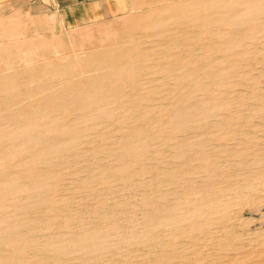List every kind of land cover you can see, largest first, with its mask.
Here are the masks:
<instances>
[{"label": "bare ground", "instance_id": "6f19581e", "mask_svg": "<svg viewBox=\"0 0 264 264\" xmlns=\"http://www.w3.org/2000/svg\"><path fill=\"white\" fill-rule=\"evenodd\" d=\"M218 1L157 0L156 8L137 16L136 22L124 24L129 25V28L125 26L121 30L103 33L101 45L82 56L63 54L59 39L8 46L0 43V264H89L96 260L99 251L108 254L102 256L101 264H121L127 255L138 250L143 239L147 240L148 253L157 246L165 249L171 242L163 239L165 234L182 239L177 243V249L191 247L195 249L194 255L205 248H212L215 253L234 250L233 242L237 233L230 229L227 215L235 208L236 194L232 192L235 186L230 183L221 184L222 179L218 180L220 167L210 169L207 162L200 167L202 172L209 173L204 177V180L207 178V183L203 185L201 179L198 186L194 185L192 177L188 175H194L195 172L190 173L175 164L181 159L182 163L196 160L199 154H203L198 145L194 144L195 140H191L193 143L189 141V130L194 123L214 117L216 119L213 121L218 122L230 119L224 113L221 118L213 114L218 106L220 109L228 108L224 102L211 106L199 100L198 96V99L190 101L195 112L191 109L192 114H187L184 105L187 96H175L173 87H185L189 80H195L191 77V65L194 59L203 61L206 51L204 45L198 46L191 42L184 44L182 37L189 34L188 39L193 40L192 42L198 40L205 44L208 38L214 36L210 30L211 23L241 22L244 25L250 21L264 20V3L231 0L226 4L231 5L227 9L228 16L220 17V11L211 12ZM188 28L192 30L189 31ZM145 44L148 46L145 47ZM162 75H171L174 84L171 87L168 80L169 84L166 86L171 89L167 87L163 90L164 95L156 97L154 94L159 87L156 83L162 79ZM218 80L214 78L212 83L218 86ZM144 92H152L153 95L146 96ZM230 93L229 90H224L227 97ZM163 101L168 103L158 106V102ZM174 104L177 108L172 110ZM162 115L167 118V129L176 138L167 146L172 149L169 151L171 158L166 160L169 166L151 167V164L149 168L147 162L152 161V156L139 152L131 143H120L119 140L147 139L150 135L148 129L135 122L141 120L145 124L149 120L157 121ZM104 122L113 127L110 134L120 132L118 139L103 148L104 153L117 160L127 156L130 160L138 161L139 165L135 170L132 168L133 171L128 172L118 165L107 166L103 163H99L97 172L89 170L91 165H87V160L97 152H82L85 148L80 152L78 147L91 143L87 140L90 135H101L99 128ZM209 124L216 126L217 123ZM216 145L214 144V148ZM85 157L87 160L81 163ZM83 171L86 172V182L95 180L97 186H102L101 192L96 190L95 198L110 189L126 205H130L132 198L138 197L136 190L143 185L137 183L146 173L150 174L152 181L157 179L175 184L184 191H179V187L176 190L167 187L169 190L162 192V195L171 196V203L168 201L157 204L145 195L139 206L146 207V210L139 211L141 218L135 220L128 217V214L123 219L116 217L114 213L120 209L116 208L118 211L114 212L116 209L114 210L115 204L112 202L106 210H93L95 207L91 209L92 205L87 201L86 206L81 204L84 208L79 211L75 207L77 203L67 196L73 188H78L77 173ZM132 173L135 175H132L131 181ZM146 184L145 188L147 185H154ZM201 185L204 190L208 187V192L211 193L206 190L198 191L196 188ZM184 193L187 196L182 198ZM109 194L111 193L107 195ZM96 201L97 205H105L100 198ZM252 202L255 200L251 204ZM86 214L91 218L88 223L85 222ZM234 215L231 217L235 218ZM232 219L230 218L231 221ZM120 221L135 225L140 223L144 228L143 233L137 229L131 233L121 231L125 225L121 226ZM123 248L125 250L120 251ZM177 256L180 259L185 257L181 254ZM235 256L228 253L227 257L234 260ZM238 256L239 254L237 258ZM172 258L174 256L162 252L155 261L166 264ZM147 261L155 262L150 256L144 262L148 263Z\"/></svg>", "mask_w": 264, "mask_h": 264}, {"label": "rangeland", "instance_id": "374dc122", "mask_svg": "<svg viewBox=\"0 0 264 264\" xmlns=\"http://www.w3.org/2000/svg\"><path fill=\"white\" fill-rule=\"evenodd\" d=\"M130 1H131L130 10L120 17H116V18L109 19L106 21L97 22V23L88 25L83 28L65 29V30L58 32V31L48 28L42 17H35L31 15V13H27L23 9H18L19 7H17L16 4L12 3L9 0H6L4 1V3L0 2V43H2L5 46H8L10 44H21V43L31 44V43H37L39 41L59 39L61 42V46L63 47L62 49L63 54H70V55H75V56H77L78 54L79 56H82L83 53L93 51L101 45V41L103 39V33L109 30L111 31H116L117 29L121 30L125 26L129 28V25H124V24L128 22L130 23L136 22L138 19L137 16L153 8H156L158 6V5L156 6L157 0H130ZM230 1L231 0H219L217 6H213V9L211 10V12L220 11L219 12L220 17L228 16L227 9L231 5H226V4L229 3ZM255 1L258 3L260 2L264 3V0H255ZM263 24H264V20L250 21L248 23H245L244 25L241 22H238L235 24L234 23L226 24V23H221L220 21L211 23L210 30L213 31L214 36L208 38L205 44H202V42L198 40H196L195 42H192L193 40L188 39L189 34L184 35L181 39L184 44H187L189 42L196 43L198 46L204 45L206 49L203 61H198L194 59L193 60L194 63L191 65L192 67L191 77L195 78V80L194 81L193 79L189 80V83L186 84L185 87H179L178 89H176L172 85L174 84V82L172 81L171 75L170 77H166L165 75H162L161 76L162 79H159L156 83L157 86L159 87L161 85L162 86L160 88L158 87L154 94L156 95V97L159 95H164L163 90L167 89V87L170 88L169 86H166V84H169L168 82L169 80L172 85L171 87H173V91L176 97L184 96V95L187 96V101L184 104L186 105L185 111L187 114H192L191 109L193 108L190 106L191 105L190 101L192 99L199 98V100H202V102H206L211 106H218L219 102H224L228 105V108L226 109H220L219 106L216 107V112L213 113L215 116L217 115L220 116V118L221 116L223 117L222 115L223 113L226 115H229L230 119L227 120L226 122L220 121L221 122L220 123L218 121H213L214 118L216 119V117L210 118L209 120L204 119L202 121H198L194 123L192 125L193 128L189 130V134L191 133L188 136L189 141L191 142V140L192 141L195 140L193 141V142H196L194 144L198 145L199 149L202 151L203 154H199L196 160H188L186 163L185 162L182 163V159H181V160H177L176 162H179V163H175V164L180 166L181 169H184V170L186 169L187 171H190V173L194 174L195 172L194 174L195 176L188 175L192 177L191 180L193 182L192 184L194 185L198 186L200 184L199 182L201 181V179L203 180L201 182H204L203 185L205 184V182L207 183L206 181L207 178L206 180H204L205 179L204 177L208 176L209 173L205 171L202 172V169L200 168L203 163L207 162L210 166V169L220 167L221 174L219 173L218 180L222 179L220 180L221 184L230 183L235 186V189L232 191L233 193L236 194V199L234 202L235 208L233 207L227 215L229 217L230 229L233 232L237 233L236 239L233 242V245H235L234 250L231 252L216 251L217 253L216 254L215 252H213L215 250H213L212 248L210 249L205 248L203 249V251L201 250L199 254L194 255L193 253L195 249L191 247L189 249L186 248L185 250L177 249V245L179 244L178 242H180L182 239L180 240V238H172V236L165 234V237L163 239L166 242L171 241L170 242L171 246L167 245L165 249H160L161 247L157 246L151 250V253H148L149 249H146L147 240L143 239L142 245L140 246L141 248L140 247L138 248L139 251L138 250L133 251L134 254L133 252H131L124 259V263L122 262L121 264H134V263L136 264V262L138 264H142L146 262V259L148 256H150L151 259L155 261L156 257H158L162 252H164L165 254L171 257L174 256V258L171 259V262H168L166 264H174V262H176V264H181L180 262H182V264H221V262H223L222 264H262L263 262L264 264V156H263L264 155V26ZM187 30L191 31L192 28H188ZM144 46L147 47L148 44H145ZM62 53L60 52V54ZM198 64L200 66H198ZM206 64L209 66H207ZM201 65H203V67ZM217 72L219 73L217 74ZM160 74H163V73H160ZM221 74L224 75V78ZM214 78L216 79V81L217 79H219L218 86L212 83V80ZM196 83H197V86H196ZM224 90H229L232 94L230 93V95L227 97V95L224 94ZM177 92H180V93H177ZM140 94H143V93L141 92ZM144 95L152 96L153 94L152 92H147V93L144 92ZM166 103L168 102L167 101H163L162 103L158 102V106H160L161 104H166ZM175 108H177V106L175 107V104H174L172 107V110H174ZM194 110L195 109H193V113L195 112ZM166 120H167L166 116L162 115V117L159 118L157 121L149 120V121H146L145 124L141 123L142 122L141 120L139 122L137 121L135 122L136 125L142 124L141 127L148 129V131L150 132L149 133L150 135H148V138L147 139H144V138L121 139L119 140V142L120 143H131L132 145H134L136 149L139 150V152H144L148 154L149 156H152L151 157L152 161L147 162V164H149V168L154 167V166H159L162 168L168 167L169 166L168 161H169V158H171L169 151H171L172 149L167 146L173 143L174 142L173 139L176 137L172 136V133L167 129L168 124ZM211 120L215 124L217 123L216 126H211L209 124V122L213 123L211 122ZM124 121L126 122V120ZM109 125L110 124H108V122H106V124L105 122L102 123V125L99 128V130H101L102 132L101 135L99 136L90 135L87 138L88 142H91L92 144L89 143L90 145L88 144V145H79V147L77 146L80 149L79 150L80 152L84 148L85 149L82 152H92V153L97 152L96 154L94 153L92 157L88 158V160H87V157L83 158L84 160L81 163L87 160V165L88 164L89 166L91 165L89 170H92L93 172L98 171L99 163L100 164L103 163L104 165H107V166H117L118 165L120 169L122 168L127 169L128 172L133 171V169L135 170L139 165L138 161L130 160L127 156L126 157L123 156L122 158L117 160L115 158H112L113 156L111 157V155L104 153L103 148H105V146L111 145V142L114 139H118V137L120 136V132L118 131H115L114 133L110 134L109 132L112 131L113 127L112 126L109 127ZM160 127L165 128V129H159ZM201 127L204 129V131H201L202 129ZM207 127H209L208 130L206 129ZM238 129L240 130V132ZM197 138L199 139V141H197L198 140ZM98 142H101V143H98ZM161 144L164 145L165 147H161L162 146ZM214 144H217L215 146L216 149L214 148ZM223 145H225V147ZM222 146L224 147V149ZM87 147H88V150H87ZM78 148H77V151H78ZM91 148L93 150H91ZM164 151H166L167 154L164 153ZM152 152H154V154ZM211 156H213L214 158L212 159ZM128 159H129V162H128ZM147 166L146 168H148ZM85 174L86 172L84 171L83 173H80V172L77 173V187L78 188L77 189L73 188V190L68 194L67 198H71L74 200L75 203H77L75 204V207L77 208V210L79 209L83 210L84 206L81 204H85L86 206L88 203L92 205L90 206L91 209H93V206L95 207L93 210H95L96 208L106 210L108 208L109 203L112 202V204H115L114 210L116 208L120 209L119 212H117L118 209L114 211V212H117V213H114L116 214L115 216L120 219L125 218V215L126 216L129 215L128 217L131 216L134 220L137 218L140 219L141 210H146V207L139 206L142 198L145 195L153 199V202L157 204L158 202H161V203L168 202V201H169L168 203L173 202V199H171V196L162 195V192L168 191L169 188L167 187H170V190L175 189V188L178 189L179 187L175 184H168L166 182L165 183L161 182L160 180H157V179L152 181L150 179V174L146 173L144 176H142V178H140L139 180L140 182L137 183V184L143 185V187L137 188L136 191L139 193V195L135 199L132 198V201L129 202L130 205H126L124 201H121L122 198L119 197L118 195L116 196L115 194H113L110 191V189H106V191H103L102 194L98 197L101 199V202H105V205H102V204L97 205L96 200L98 198H95L94 194L96 193V190H100L99 192H101L102 186L100 184H98L97 186L95 180H92V182L90 181L86 182L87 179L84 176ZM132 175L134 176L135 173L131 174V177H130L131 181L133 177ZM81 177L82 178L84 177V178L82 179ZM80 179H81V182H80ZM148 182L151 185L154 184L152 185L153 187L150 185H147L149 184ZM145 183H147L146 188H145ZM85 184H87L86 187H84ZM203 185H201L200 187L196 189L198 191L202 190L201 192L206 190L207 193H211V192H208L209 191L208 187H206L204 190ZM90 190H92V192ZM178 190L184 191V189L182 188ZM109 192L111 194L107 195ZM186 196L187 194L184 193L182 194L181 197L185 198ZM164 197L166 198L164 199ZM208 198H211V196L209 197L208 195ZM246 199L247 201H250L249 204L246 201ZM253 199L255 200V202H252L251 204V201H254ZM118 200H120L121 202ZM244 201H246V203ZM236 203H238L239 206L236 205ZM100 211H103V210H100ZM132 211H133V214H132ZM237 212L239 213L236 215ZM234 214L236 215L237 218L231 217ZM230 218L231 219L233 218L232 221L230 220ZM90 219H91L90 216L86 214L85 222L88 223ZM119 223L121 226L125 225V227L122 228L121 231H126V232L131 233L137 229L141 231V234L143 233L142 231L144 228L138 222H137L138 224L136 223V225L134 223H124L122 221H120ZM77 230L79 229L77 228ZM174 247L176 248V250ZM207 249H208V252H207ZM124 250L125 248L121 249L120 251H124ZM228 253L229 254L231 253V255L233 256L236 255L234 260L228 259L227 257ZM178 254H181V256L185 255V257L180 259V257L178 258L177 256ZM190 254H191V257H190ZM212 254L216 256L214 257ZM238 254L239 256L237 258ZM105 255H108V254L102 253L100 251L97 252L96 260L89 262V264H101L100 259L102 258V256H105ZM131 255H133V258ZM202 257L203 259H201ZM116 258L119 259L118 256ZM216 258H218L219 260H223V261L220 262ZM188 260H190L191 262H189ZM148 263H145V264H148ZM40 264H51V262H48V263L40 262ZM149 264H160V263H157L155 261Z\"/></svg>", "mask_w": 264, "mask_h": 264}, {"label": "crops", "instance_id": "0c3cea01", "mask_svg": "<svg viewBox=\"0 0 264 264\" xmlns=\"http://www.w3.org/2000/svg\"><path fill=\"white\" fill-rule=\"evenodd\" d=\"M6 0H0L4 3ZM55 31L83 28L120 17L130 10V0H9ZM42 37V36H40Z\"/></svg>", "mask_w": 264, "mask_h": 264}]
</instances>
